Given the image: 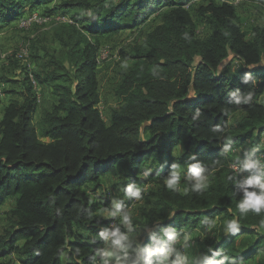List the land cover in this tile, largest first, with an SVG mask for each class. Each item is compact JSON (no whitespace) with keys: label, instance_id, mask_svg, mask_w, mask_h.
Here are the masks:
<instances>
[{"label":"trees","instance_id":"16d2710c","mask_svg":"<svg viewBox=\"0 0 264 264\" xmlns=\"http://www.w3.org/2000/svg\"><path fill=\"white\" fill-rule=\"evenodd\" d=\"M59 1L43 16L73 11L69 20L55 23L54 40L65 58L49 55L44 74L27 73L20 81L22 102L2 109L0 100V208L12 206L0 236V264L109 259L100 252L114 228L86 189L109 171L126 179L125 191L160 184L141 195L154 207L145 214L148 227L142 226L148 231L134 261L126 264H145L150 256L153 261L157 241L171 246L164 231L196 229L218 217L236 219L239 230L212 241L201 264H250L264 251V211L241 213L237 203L244 195L239 185L253 171L246 163L264 156V28L254 27L252 38L246 37L235 0ZM54 2L0 0V26L18 20L25 3L34 11ZM154 14L160 21L145 41L121 54L133 65L116 91L122 107L106 123L96 72L100 38L138 28ZM194 15L211 26L206 39L198 37ZM47 83L54 84V105L38 129L35 89ZM249 95L247 103L236 104ZM236 115L241 117L233 121ZM148 158L162 166L143 171ZM187 163L200 165L209 186L192 190L186 173L177 190L167 188L173 166ZM163 209L173 214L161 221ZM10 254L18 260L3 262Z\"/></svg>","mask_w":264,"mask_h":264},{"label":"rangeland","instance_id":"374dc122","mask_svg":"<svg viewBox=\"0 0 264 264\" xmlns=\"http://www.w3.org/2000/svg\"><path fill=\"white\" fill-rule=\"evenodd\" d=\"M60 2L57 0V2L47 6H39L34 11L25 3V8L18 20L0 26V100H2V109L11 101H23L21 98L23 85L20 81L24 79L27 73L34 74V76L44 74L50 68V56H55L59 59L65 58L66 50H63L60 44L54 40L55 27L57 26L55 23L69 20L73 11H63L67 17L57 16V18H60V21H54L53 17L43 16L47 7H52ZM193 2L191 3L193 4ZM234 3L237 5V14L246 37L252 38V29L254 27L264 28V0H235ZM157 14L152 15L148 21L138 28L127 29L116 34H104L100 38L101 49L98 55L99 64L96 72L101 102L99 109L106 123H110L109 121L113 112L120 110L122 107V102L117 98L116 91L123 82V76L129 72L133 65V62L122 59L121 54L125 50L129 51L135 44H142L145 41L146 35L160 21L161 15L158 17ZM194 18L198 24V37L206 39V36L211 32V26L208 23H202L196 15H194ZM230 68L232 69V66ZM53 87L54 84L51 83L36 86L35 93L38 104L34 123L38 129H40L41 120L54 105ZM262 99L264 101V95ZM240 117V115H236L233 121L240 119ZM176 151H174V155ZM180 151L184 152L182 146ZM259 159L256 162L257 168L253 171H264V159H261V157ZM190 165V163L182 165L180 169L181 177H187L188 174L186 173H189L188 169ZM161 166V163L148 158V160L146 159L143 162L142 169L146 171L152 167L154 170H157ZM116 169L117 167L114 168V170ZM164 171L162 170V173ZM252 172L248 175L244 174L248 178ZM143 176V173L139 175L142 179L144 178ZM210 180L207 179L206 187L209 186ZM125 182L126 179L121 173L117 172L116 174L109 171L101 176L98 182H88L86 185V189L93 194L92 201L99 205L98 213L102 218L108 223L110 222L114 230L118 227L122 233L128 236L124 250L117 251V255L121 257L119 264L134 261L133 254L138 250L136 249V245L145 232L148 231L142 226L148 227L145 214L154 207L153 205L146 206L143 198L136 200V198L131 199L128 197L125 191ZM97 183L101 186L96 187ZM159 187L160 184L158 182L137 186L141 190V195L151 190H156ZM10 203L8 202L7 206L0 208V236L3 235L9 225L5 212H7L9 207H12ZM116 203L121 205V213H130V225L122 223L120 216L113 217L107 214L116 211ZM172 214L173 212L167 209H163L159 213L161 221L169 218ZM213 221H215L214 228H209V224H203L196 229L185 228L175 231L176 242H171V247H173L174 251L164 264H173L177 255L185 258V264L203 263V260L212 249L210 247L212 241H218L226 234L224 231L226 221L221 220L220 217ZM77 233L82 234L85 238H89V234L84 230H79ZM105 244L103 249L108 246V242L106 241ZM163 259V257L156 256L153 259V264H161ZM8 260H18V256L10 254L3 262L7 263ZM250 261V264H264V251L257 253ZM109 264H118V262L115 257H112L109 258Z\"/></svg>","mask_w":264,"mask_h":264},{"label":"clouds","instance_id":"9594fccd","mask_svg":"<svg viewBox=\"0 0 264 264\" xmlns=\"http://www.w3.org/2000/svg\"><path fill=\"white\" fill-rule=\"evenodd\" d=\"M251 99V96L236 99V104L247 103ZM227 151V149H226ZM257 168V163L249 161L245 165L246 170H254ZM190 181L192 183L191 188L194 191H200L202 188L206 187L208 176L205 175L204 171L201 169L199 164H192L188 169ZM181 181V170L178 166H173V171L171 172L168 179L165 180V185L171 190H177ZM243 190V198L238 201L237 207L241 213H247L252 211L254 213H261L264 211V171H253L252 174L246 178L240 185ZM187 191V189H186ZM126 195L128 197H135L136 200L142 199L141 190L134 186H129L126 189ZM116 211L107 213L110 216H120L121 222L130 225L131 217L130 213H121V205L119 203L115 204ZM264 223V220L261 221ZM215 227V221L209 222V228ZM239 230V223L236 219L227 220L224 224V231L228 233H236ZM164 236L173 243L176 242V234L174 231L166 230L164 231ZM128 240V236L120 231L117 227L114 231L108 233L106 241L108 246L102 249L100 254L104 257L112 258L115 257L118 264L121 257L117 255L118 250H124L125 242ZM174 249L171 246L166 245L163 241H157L155 248L152 250L153 256L163 257L161 264H164L168 258L173 253ZM103 264H109V259H105ZM145 264H153L151 256L146 258ZM173 264H185V258L177 255L176 260ZM209 264H223V262L209 261Z\"/></svg>","mask_w":264,"mask_h":264},{"label":"built area","instance_id":"2783aa9c","mask_svg":"<svg viewBox=\"0 0 264 264\" xmlns=\"http://www.w3.org/2000/svg\"><path fill=\"white\" fill-rule=\"evenodd\" d=\"M53 20L60 21V18L53 17ZM261 159H264V156H261ZM236 170H238V167H235Z\"/></svg>","mask_w":264,"mask_h":264},{"label":"crops","instance_id":"0c3cea01","mask_svg":"<svg viewBox=\"0 0 264 264\" xmlns=\"http://www.w3.org/2000/svg\"><path fill=\"white\" fill-rule=\"evenodd\" d=\"M2 101V100H1ZM9 105V104H8Z\"/></svg>","mask_w":264,"mask_h":264}]
</instances>
